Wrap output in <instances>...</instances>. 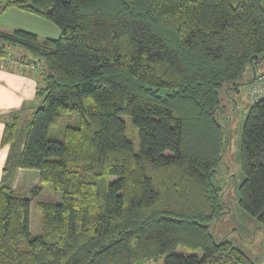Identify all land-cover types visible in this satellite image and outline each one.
Wrapping results in <instances>:
<instances>
[{
	"label": "trees",
	"instance_id": "trees-1",
	"mask_svg": "<svg viewBox=\"0 0 264 264\" xmlns=\"http://www.w3.org/2000/svg\"><path fill=\"white\" fill-rule=\"evenodd\" d=\"M9 9L49 21L59 37L0 29V67L39 68L38 107L0 115L10 148L0 264H254L210 226L225 213L214 184L220 93L258 74L264 0H0V16ZM25 110L26 138L12 155ZM239 164L238 204L264 229V98L248 110ZM18 169L38 178L26 196L12 188ZM45 184L59 197L36 203L32 237L30 205Z\"/></svg>",
	"mask_w": 264,
	"mask_h": 264
},
{
	"label": "rangeland",
	"instance_id": "rangeland-1",
	"mask_svg": "<svg viewBox=\"0 0 264 264\" xmlns=\"http://www.w3.org/2000/svg\"><path fill=\"white\" fill-rule=\"evenodd\" d=\"M32 18L34 19L18 18L15 23L25 29L33 30L39 35L40 39L59 37V30L54 24L40 17H34V15ZM1 20L0 22L4 25L8 17H5V21ZM10 22H14V20ZM256 73H264V60L256 66ZM38 74L39 68H35V71L31 73L35 78H37ZM252 76L251 72L247 73L242 85L238 86L237 89L224 90L220 93L221 108L216 113V119L223 128L225 146L219 173L215 176L214 184L222 192L225 213L213 221L210 227L215 240L226 239L247 255L254 264H264V229L254 217L246 213L238 204V188L243 181L239 164V150L242 127L252 104V100L248 96L249 83ZM34 98L30 101V104L35 109L38 104L37 101H34ZM31 112L30 110L22 112L14 142L11 144L12 155L20 152L23 147L27 133L26 126L31 118ZM63 120L64 118L61 124L65 123V120ZM126 124L127 138L133 144L134 151L138 152L137 131L132 130L129 120H126ZM57 197L59 195H53L50 184H45L42 186L41 194L31 202L29 232L32 237L39 235L41 232V213L36 203L39 201H58ZM176 252L181 254L190 253L181 248H178ZM144 264H162V258L156 263L148 261Z\"/></svg>",
	"mask_w": 264,
	"mask_h": 264
},
{
	"label": "crops",
	"instance_id": "crops-1",
	"mask_svg": "<svg viewBox=\"0 0 264 264\" xmlns=\"http://www.w3.org/2000/svg\"><path fill=\"white\" fill-rule=\"evenodd\" d=\"M25 13L26 12L22 13V11L17 9L7 10L2 14L4 16L1 15L0 19H2L1 21H5V17H8V20H6L4 25L0 22V29L5 31L23 30L39 37V35L33 30L25 29L20 25H16L17 23H15V21L18 18L34 19L32 18L33 15ZM11 20H14V22H10ZM36 85L37 83L33 75H23L10 72L0 67V115L17 111L21 109L23 105L30 103L35 96ZM3 130L4 125L0 122V185L4 180L3 171L10 149L9 145H1ZM37 180L38 178L35 172L18 169L15 174L12 188L20 189L23 195L26 196L31 187L37 184Z\"/></svg>",
	"mask_w": 264,
	"mask_h": 264
},
{
	"label": "built area",
	"instance_id": "built-area-1",
	"mask_svg": "<svg viewBox=\"0 0 264 264\" xmlns=\"http://www.w3.org/2000/svg\"><path fill=\"white\" fill-rule=\"evenodd\" d=\"M248 96L252 103L264 98V73L257 74L249 83Z\"/></svg>",
	"mask_w": 264,
	"mask_h": 264
},
{
	"label": "water",
	"instance_id": "water-1",
	"mask_svg": "<svg viewBox=\"0 0 264 264\" xmlns=\"http://www.w3.org/2000/svg\"><path fill=\"white\" fill-rule=\"evenodd\" d=\"M264 57V55L262 56V58ZM252 59H256V56H253ZM237 88V87H236Z\"/></svg>",
	"mask_w": 264,
	"mask_h": 264
}]
</instances>
